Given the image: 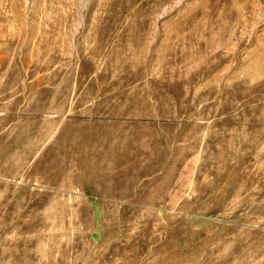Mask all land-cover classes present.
Returning a JSON list of instances; mask_svg holds the SVG:
<instances>
[{"label":"rangeland","instance_id":"374dc122","mask_svg":"<svg viewBox=\"0 0 264 264\" xmlns=\"http://www.w3.org/2000/svg\"><path fill=\"white\" fill-rule=\"evenodd\" d=\"M0 264H264V0H0Z\"/></svg>","mask_w":264,"mask_h":264}]
</instances>
